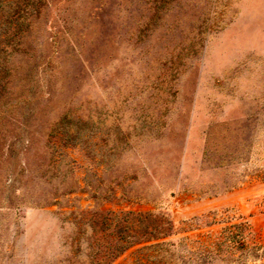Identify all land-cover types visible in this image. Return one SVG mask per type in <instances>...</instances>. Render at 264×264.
Masks as SVG:
<instances>
[{"label":"rangeland","instance_id":"374dc122","mask_svg":"<svg viewBox=\"0 0 264 264\" xmlns=\"http://www.w3.org/2000/svg\"><path fill=\"white\" fill-rule=\"evenodd\" d=\"M0 264H264V0H0Z\"/></svg>","mask_w":264,"mask_h":264},{"label":"trees","instance_id":"16d2710c","mask_svg":"<svg viewBox=\"0 0 264 264\" xmlns=\"http://www.w3.org/2000/svg\"><path fill=\"white\" fill-rule=\"evenodd\" d=\"M150 233V231L148 232V231H146V233H145V235L144 236H146V235H148ZM140 239H138L139 241H137V243H142V242H144V241H141L142 239H143V237H139ZM142 238V239H141ZM144 238H147V237H144ZM130 240V239H129ZM150 241V240H149ZM130 243L131 241H125V243ZM146 242V241H145ZM125 243H123V244H125ZM121 247H119V250L117 251V253L115 254V256H117V255H119L120 253H122V251H124L125 249H126V245H120Z\"/></svg>","mask_w":264,"mask_h":264}]
</instances>
